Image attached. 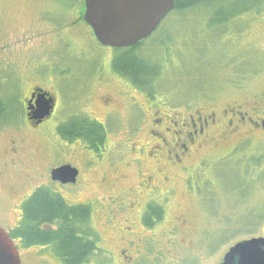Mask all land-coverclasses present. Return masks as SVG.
Masks as SVG:
<instances>
[{
	"label": "rangeland",
	"instance_id": "obj_1",
	"mask_svg": "<svg viewBox=\"0 0 264 264\" xmlns=\"http://www.w3.org/2000/svg\"><path fill=\"white\" fill-rule=\"evenodd\" d=\"M244 2L176 6L135 50L159 67L147 91L111 66L119 52L100 45L81 20L85 0H0V74L12 70L6 74L29 83L0 126V227L16 228L22 202L50 188L70 205L91 207L101 251L87 264H220L237 243L264 237V131L248 125L232 133L219 114L232 106L264 116V0ZM217 14L229 21L212 26ZM30 85L59 103L39 128L25 123ZM6 95L7 103L13 91ZM211 111L219 127L195 154L178 152L174 131L186 135L189 115ZM73 119L103 125L97 150L60 136ZM62 165L80 171L76 186L49 184ZM148 206L163 212L151 227L142 221ZM19 252L22 264H63L49 248Z\"/></svg>",
	"mask_w": 264,
	"mask_h": 264
},
{
	"label": "trees",
	"instance_id": "obj_2",
	"mask_svg": "<svg viewBox=\"0 0 264 264\" xmlns=\"http://www.w3.org/2000/svg\"><path fill=\"white\" fill-rule=\"evenodd\" d=\"M244 1L241 5L252 3L254 0ZM176 2L177 7L185 9L196 0L184 3L177 0ZM235 7L237 8V4ZM84 11L85 9L82 14ZM236 15L235 10L226 17L230 19ZM228 21L223 15L217 14L212 26ZM144 43L118 50L119 53L113 60V67L116 72L127 77L133 85L148 91L153 87L151 79L156 78L160 71L158 66L150 65L135 53V50ZM2 110L1 107V112ZM73 120L76 123H73ZM73 120L60 128V134L69 140L79 138L97 150L103 144L105 137L103 125L96 121ZM22 212L23 217L20 224L10 232V236L18 248H49L63 264H87L101 251L97 236L92 231L91 207L88 205H70L49 189H41L36 191L32 198L26 202ZM162 215V208L148 206L143 223L145 226L151 227L155 224L154 220H160Z\"/></svg>",
	"mask_w": 264,
	"mask_h": 264
},
{
	"label": "water",
	"instance_id": "obj_3",
	"mask_svg": "<svg viewBox=\"0 0 264 264\" xmlns=\"http://www.w3.org/2000/svg\"><path fill=\"white\" fill-rule=\"evenodd\" d=\"M176 8V0H86L83 20L100 45L125 49L147 40ZM38 99L44 101L41 94ZM37 102L42 118L51 115L50 105ZM29 110H32L29 107ZM79 172L72 166L53 170L54 181L76 184ZM0 264H22L10 235L0 227ZM221 264H264V238L243 241L232 247Z\"/></svg>",
	"mask_w": 264,
	"mask_h": 264
},
{
	"label": "flooded vegetation",
	"instance_id": "obj_4",
	"mask_svg": "<svg viewBox=\"0 0 264 264\" xmlns=\"http://www.w3.org/2000/svg\"><path fill=\"white\" fill-rule=\"evenodd\" d=\"M2 20H3V18H0V21H2ZM81 20H82V18H81ZM75 26H76V23H75ZM112 64H113V62H111V66H112ZM2 65H3V62L2 63L0 62V67ZM11 71L9 70L6 73L11 72ZM6 73L4 72V73L0 74V95L2 93L3 97L4 96L7 97V95H6L7 90L13 91V95L9 99L10 101H7V103L4 101H0V126L7 125L3 122V120L7 116L11 115L9 113L10 104H14L15 106L18 104L17 100L20 99L18 92L23 91V89H25V88L29 89V83L25 84L24 80L23 79L20 80V78L17 76V74L15 72L13 74L11 73V75H7ZM121 77H122V75H121ZM123 77L127 78L125 76H123ZM16 94H18V95L16 96ZM41 94H44L46 96V99L44 101H40V99H38V97ZM20 95H22V94H20ZM38 101L41 105H44V102H48L47 104H49L50 108H51L50 117L42 118L43 116H41V115H43V113H40L37 111V102ZM22 102H23L24 108H25V123L29 127H32V128H39V127L49 123L50 121H52L54 119V115L56 113L57 106L59 104L58 101L55 99V97L53 95H51L48 91H46L40 87L33 86V85H30V90L28 91V94L25 95ZM108 102H110L109 99H108ZM1 107L3 109L2 112H1ZM29 107L32 110H29ZM239 107H241V106H239ZM230 108H232V109H230ZM234 109L235 108H233L232 106H228L223 111L219 112V114H222V118H225L224 128H227L232 133H237L243 128V126L249 125V126H253L254 128H260L264 131V116H263V118L257 120V119H254L252 116H250L248 113H245V112H243L237 108H236V110H234ZM113 112L114 111H110L109 113L111 114ZM217 114L218 113L211 111V114L207 115L208 117H206V118L199 117L197 119H195L196 116L189 115L186 118V120H188L190 124L185 125L184 122L182 124V126L185 125V127H189L188 133L186 135H182L178 130L174 131L173 140H175L176 142H179V143H176V145L178 146L177 148L179 149L178 152H180L181 154L186 155V156H189L192 153L195 154V152L198 151L196 149L201 147L202 142L205 139L210 137V135H211L210 133L212 132V130H215L216 128L219 127V121L216 120ZM228 117H231V118L228 120ZM172 122L176 127H178V123H177L176 118L172 119ZM158 123L163 124L162 120H160ZM163 125H165V127H164L165 130L170 131V129L168 127H166L167 124H163ZM186 129L187 128H183L184 131ZM157 135L160 137L162 135V133H158ZM239 135H241V133H239ZM60 136L62 138H64L61 134H60ZM161 141L163 143L166 142V140H164V139H162ZM199 141H201V143ZM13 144H16V143L14 142ZM16 149H17V146L12 148V150H16ZM10 151H11V149H10ZM178 152L176 153L175 156L179 161V160H181V156L179 155ZM10 161H11V159L9 161H7V163ZM13 162L14 161L12 160L10 165L14 166ZM63 166H67V165H62L60 167H63ZM60 167H58V168H60ZM58 168L52 169L51 177L49 175V179H50L49 184L62 185L63 187H71V186L77 185V183L79 182L80 177H81V173L79 170H78L79 175L77 177L76 184H63L62 182H58V181L54 182L52 172H53V170H56ZM2 172H5V170H3ZM4 176H5V174H4ZM2 179H3V175H2V173H0V181H2ZM21 184L23 185V187H25L27 185V184H23V183H21ZM150 185H152V181L149 179V180H147V188ZM37 190H39V189H36V191ZM49 190L51 192H53L54 194L61 196L62 199L67 202V200L64 198V196L53 191L50 188H49ZM31 195L33 196L34 193H32ZM32 196L27 198L25 201L22 202L21 212H20L21 218L19 221H17L18 223L21 222L22 217H23V212H22L23 206L26 204V202H28L32 198ZM17 204L19 205L20 201H17ZM132 207H133V205H132ZM131 210L132 209H130V211ZM147 211H148V207L146 208L145 214L143 215V219H144L145 215L147 214ZM143 219H142V221H143ZM154 222L156 223V222H158V220H154ZM11 231H13V230L11 229L7 232L9 233Z\"/></svg>",
	"mask_w": 264,
	"mask_h": 264
}]
</instances>
